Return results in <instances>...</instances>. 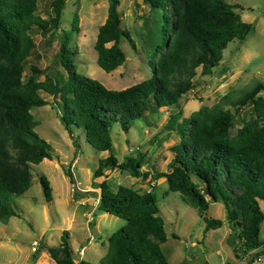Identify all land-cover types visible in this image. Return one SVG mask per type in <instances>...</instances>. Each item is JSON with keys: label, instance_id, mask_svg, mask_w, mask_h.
Instances as JSON below:
<instances>
[{"label": "trees", "instance_id": "trees-1", "mask_svg": "<svg viewBox=\"0 0 264 264\" xmlns=\"http://www.w3.org/2000/svg\"><path fill=\"white\" fill-rule=\"evenodd\" d=\"M106 1V15L97 27L93 49L96 65L108 73L123 63L119 40L130 42V36L120 28L118 0ZM141 1L150 8H166L172 20L169 24L162 15V44L152 49L147 61L150 77L121 89H108L75 71L71 36L78 31L76 14L69 30L61 31L59 37L56 62L64 70V78H54L34 65L24 74L25 60L34 49L31 29L51 37L59 26L63 0H51L52 13L47 19L36 14L37 0H0V222L14 215L8 195L18 196L29 187L30 166L52 159L48 143L33 130L36 122L30 114L32 107L46 104L39 94L43 91L59 98V117L71 138L73 128H81L94 150L107 153L92 171L96 179L92 188L98 190L96 209L124 223L107 237L99 264H169L160 248L166 236L153 193L124 185L110 190L102 178L104 170L115 167L133 178H163L168 191L178 192L203 217L204 230L221 225L220 219L205 217L209 202L219 201L230 228L226 241L235 256L246 255L245 264L256 256L264 261V240L258 238L264 219L258 204L264 201V96L259 94L264 82H255L243 91L232 101L233 110L224 107L226 96L180 120L178 107L179 98L193 86L196 68L201 75H209L227 43L244 39L252 25L234 11L237 4L225 0ZM246 105L251 116L229 136L227 129L234 115ZM170 106L176 111L168 114L161 128L174 132L179 141L169 148L168 171L148 174L142 170V154L117 162L111 153V125L117 123L127 132L131 121L144 118L145 112ZM63 173L72 183L69 169L63 168ZM38 183L44 200L49 201L48 180L39 175ZM45 250L54 264H89L73 260L67 230L61 231L56 245H45Z\"/></svg>", "mask_w": 264, "mask_h": 264}, {"label": "rangeland", "instance_id": "rangeland-1", "mask_svg": "<svg viewBox=\"0 0 264 264\" xmlns=\"http://www.w3.org/2000/svg\"><path fill=\"white\" fill-rule=\"evenodd\" d=\"M225 1L238 5L234 11L242 21L251 23L252 29L244 39H233L227 43L220 61L211 68L209 75H201L199 67L196 68L192 88L178 100L181 110L179 120L187 118L203 105L211 106L219 102L223 96H226L224 107L233 110L232 101L243 91L255 82H264V0ZM50 2L37 0L36 14L47 19L52 13ZM106 7V0H63L59 26L51 37L40 34L36 28L31 29L34 49L25 60L23 73H27L29 65H34L54 78H64L65 72L56 62L59 37L61 31L69 30L76 14L78 31L71 36L76 72L97 80L108 89H121L150 77L147 61L152 49L162 44L159 33L162 15L168 17L169 24L172 20L168 10L150 8L141 0H118L120 28L129 33L130 42L120 38L118 45L124 53V61L107 73L96 65L93 49L97 27L104 21ZM39 94L46 104L30 109L36 122L33 130L48 143L52 159L32 164L27 190L18 196L8 195L14 215L0 222V264H34L35 261L54 264L45 245H56L62 230L68 232L75 261L82 259L89 264H99L106 251L107 237L124 223L121 218L98 211L93 193H84L93 189L96 179L92 177V171L107 153L94 150L85 141L81 128H73L71 138L59 117V98L43 91ZM259 94L264 96V90ZM174 111L176 108L170 106L158 108L155 113L145 112L144 118L131 121L127 132L113 123L109 129L112 155L120 162L125 156L134 158L142 154V170L148 174L168 171L171 160L169 148L179 141V137L174 132L164 131L161 126L168 114ZM250 116V106L241 107L227 129L228 135H234ZM128 148H136V151L129 153ZM63 168L69 169L72 183L64 175ZM39 175H44L49 182V201L43 198ZM104 175L102 179L112 191L118 185L147 189L150 180L133 178L118 167L104 170ZM150 191L163 220L166 238L160 247L169 264L181 261L188 264H223L224 261L226 264H245L246 255L236 257L227 244L230 228L219 201L209 202L205 217L220 219L221 225L204 230L203 217L178 192L168 191L163 178L155 180ZM258 204L264 215V201ZM258 238L264 240V219L259 226ZM32 241L36 242L33 249Z\"/></svg>", "mask_w": 264, "mask_h": 264}, {"label": "built area", "instance_id": "built-area-1", "mask_svg": "<svg viewBox=\"0 0 264 264\" xmlns=\"http://www.w3.org/2000/svg\"><path fill=\"white\" fill-rule=\"evenodd\" d=\"M136 149V148H135ZM134 149V150H135ZM132 150L133 149H131V148H128V152L130 153V152H132ZM133 150V151H134ZM154 185V181H150L149 180V182H148V187H147V189H145L146 191H149L150 189H151V187ZM32 247H31V249H33V247H34V245H36V242L35 241H32ZM262 261H261V257L260 256H256L254 259H253V261H252V263L251 264H260Z\"/></svg>", "mask_w": 264, "mask_h": 264}, {"label": "crops", "instance_id": "crops-1", "mask_svg": "<svg viewBox=\"0 0 264 264\" xmlns=\"http://www.w3.org/2000/svg\"><path fill=\"white\" fill-rule=\"evenodd\" d=\"M117 162H118V161H117ZM154 182H155V181H154ZM153 186H154V185H153ZM153 186H152V187H153ZM152 187H151V188H152ZM90 192L93 193L94 198H95V199H94V200H95V204H96V202H97V197H96V195H97L98 190H97L96 188H93V189H91ZM161 244H162V243H161ZM160 248H161V247H160ZM161 250H162V249H161ZM79 252H81V250H80ZM73 260L75 261L74 258H73ZM76 261H77V260H76ZM41 263H42V262H40V261H37V262L35 261V262H34V264H41ZM224 263L226 264V261H224L223 264H224ZM43 264H44V263H43ZM46 264H47V263H46Z\"/></svg>", "mask_w": 264, "mask_h": 264}, {"label": "water", "instance_id": "water-1", "mask_svg": "<svg viewBox=\"0 0 264 264\" xmlns=\"http://www.w3.org/2000/svg\"><path fill=\"white\" fill-rule=\"evenodd\" d=\"M37 252V250H35V253Z\"/></svg>", "mask_w": 264, "mask_h": 264}]
</instances>
